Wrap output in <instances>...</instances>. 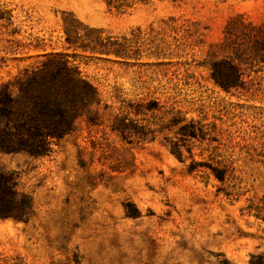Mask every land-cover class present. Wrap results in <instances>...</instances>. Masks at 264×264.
I'll list each match as a JSON object with an SVG mask.
<instances>
[{"label": "rangeland", "instance_id": "1", "mask_svg": "<svg viewBox=\"0 0 264 264\" xmlns=\"http://www.w3.org/2000/svg\"><path fill=\"white\" fill-rule=\"evenodd\" d=\"M236 13L264 0H0V83L58 54L100 97L50 155L0 152L32 202L0 216V264H264V68L210 76Z\"/></svg>", "mask_w": 264, "mask_h": 264}, {"label": "trees", "instance_id": "2", "mask_svg": "<svg viewBox=\"0 0 264 264\" xmlns=\"http://www.w3.org/2000/svg\"><path fill=\"white\" fill-rule=\"evenodd\" d=\"M145 1L106 0V4L124 11ZM121 38L119 41L116 36H106L99 50L128 59L130 41ZM215 48L222 52V58L213 61L211 78L223 89L237 88L243 83L245 67L264 68V20L254 22L243 13L231 15ZM99 102L97 88L77 65L58 54L46 56L39 65L24 68L0 83V152L50 155L52 144L71 133L79 118L97 123V110L92 107ZM252 208L257 207L252 203L245 207L247 211ZM31 209V198L15 188L13 172L0 168V216L27 220Z\"/></svg>", "mask_w": 264, "mask_h": 264}]
</instances>
